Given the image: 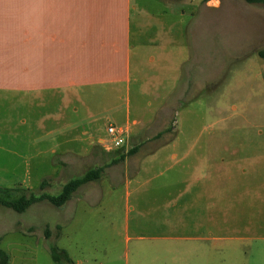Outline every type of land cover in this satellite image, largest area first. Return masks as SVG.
Segmentation results:
<instances>
[{"label":"rangeland","instance_id":"rangeland-1","mask_svg":"<svg viewBox=\"0 0 264 264\" xmlns=\"http://www.w3.org/2000/svg\"><path fill=\"white\" fill-rule=\"evenodd\" d=\"M202 1L191 0L188 11L190 1L182 0L172 14L167 2L133 0L142 12L164 11L158 20L172 25L173 43L163 45V72L158 63L142 67L162 48L134 12L128 89L92 88L63 99L54 95L46 104L0 94L1 188L56 196L70 180L103 169L62 207L43 201L17 213L0 206V249L9 264H56L51 247L65 250L69 264H147L139 246L156 244L167 232L159 222L188 219L191 179L176 173L207 164L194 154L172 156L175 150L183 155L192 140L216 141L196 149L220 150L232 177L223 199L227 225L216 232L227 239L212 264H264V59L258 55L264 13L252 10L257 18L242 11L264 7L226 0L211 8ZM110 124L128 129L121 148L109 146ZM174 230L188 235L187 225Z\"/></svg>","mask_w":264,"mask_h":264},{"label":"crops","instance_id":"crops-1","mask_svg":"<svg viewBox=\"0 0 264 264\" xmlns=\"http://www.w3.org/2000/svg\"><path fill=\"white\" fill-rule=\"evenodd\" d=\"M157 1L167 2L172 14L182 4V0ZM188 1L187 9L193 11L191 0ZM223 1L226 0H218L217 5L213 0L202 3L206 7L220 8ZM256 8L264 13L262 7L242 8V11L257 17L252 12ZM134 12L144 17L141 25H151L149 39H156L162 48L156 54H149L142 67L158 63V71L163 72L167 63L163 45L166 39L173 43L170 39L172 25L165 28L158 20L164 11L142 12L134 6L133 0H0V94L44 99L46 104L54 95L63 99L92 88L124 86L128 89L132 81ZM203 65L206 66L207 61ZM200 72L206 74V69L200 68ZM204 82L206 84L207 80ZM177 125L176 120L174 130ZM210 142L216 141H188L189 148L183 155L175 150L172 156L175 161L194 154L205 160L207 170L198 167L176 173L188 174L191 179L188 219L159 222L167 232L154 239L156 244L148 242L139 246L147 264H185L186 259L188 264H212L214 251L227 239L216 232L227 225L223 199H227V184L232 177L225 160L217 155L220 150L196 149V146L215 145ZM180 145V140L173 141L174 148ZM186 225L187 236L173 232L174 227Z\"/></svg>","mask_w":264,"mask_h":264},{"label":"trees","instance_id":"trees-1","mask_svg":"<svg viewBox=\"0 0 264 264\" xmlns=\"http://www.w3.org/2000/svg\"><path fill=\"white\" fill-rule=\"evenodd\" d=\"M249 4H262L264 0H244ZM260 58L264 59V50L258 52ZM133 151H131L132 153ZM103 173L102 168L91 169L83 176L75 178L67 182L61 192L56 196H51L46 193L36 196L33 193L27 194L20 189H10L0 187V206L11 209L17 213H24L32 205L43 201H48L56 208L62 207L72 199L74 194L84 185L97 181ZM49 185L48 181H43L41 188L45 189ZM50 232L45 230L46 238H49ZM51 256L56 264H69L71 262L68 253L65 250H59L56 247L50 248ZM10 258L6 252L0 249V264H9Z\"/></svg>","mask_w":264,"mask_h":264},{"label":"built area","instance_id":"built-area-1","mask_svg":"<svg viewBox=\"0 0 264 264\" xmlns=\"http://www.w3.org/2000/svg\"><path fill=\"white\" fill-rule=\"evenodd\" d=\"M107 133L111 138V143H108L109 146H111V149L121 148L125 144L128 137V129L123 126L110 124L107 127ZM101 143L104 146L106 145L104 140Z\"/></svg>","mask_w":264,"mask_h":264}]
</instances>
